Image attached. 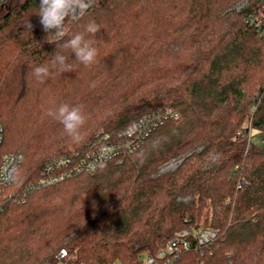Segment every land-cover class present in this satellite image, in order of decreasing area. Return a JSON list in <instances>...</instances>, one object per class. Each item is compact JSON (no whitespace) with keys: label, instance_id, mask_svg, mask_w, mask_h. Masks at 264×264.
<instances>
[{"label":"trees","instance_id":"16d2710c","mask_svg":"<svg viewBox=\"0 0 264 264\" xmlns=\"http://www.w3.org/2000/svg\"><path fill=\"white\" fill-rule=\"evenodd\" d=\"M260 0H94L66 20L69 39L89 21L101 30L90 66L32 75L57 50L39 0L0 8V123L5 151H20L12 189L36 183L61 155H85L148 115L168 116L123 161L101 162L0 212V264L55 263L65 249L85 264H141L183 230L215 228L205 247L174 264H264V13ZM258 16L262 29L250 25ZM32 24L29 31L27 22ZM70 59L75 61V55ZM80 105L73 142L50 113ZM249 121L261 134L249 139ZM182 159L174 170L165 164ZM245 178L247 184L238 187Z\"/></svg>","mask_w":264,"mask_h":264},{"label":"built area","instance_id":"2783aa9c","mask_svg":"<svg viewBox=\"0 0 264 264\" xmlns=\"http://www.w3.org/2000/svg\"><path fill=\"white\" fill-rule=\"evenodd\" d=\"M8 0H0V8L5 7ZM250 25H254L259 30L262 29V20L258 16L247 19ZM178 116L168 110L163 114L148 115L138 121L133 127L121 133L116 139H112L109 134H104L100 144L85 155L73 153L71 155H61L48 161L36 183L26 187L24 192L12 189L16 181V170L23 161V154L20 151H5V129L0 123V212L7 203L25 201L29 191L41 188L64 180L72 175L82 172H92L97 165L104 161H123L125 154L135 151L148 136V134L168 116ZM247 184V180L242 178L238 187ZM219 236V231L215 228H201L193 231L183 230L177 232L166 245L156 254L146 253L141 264H174L181 253L190 250L192 247H205L212 243ZM45 264H85L76 258L74 254L62 249L57 254L55 263Z\"/></svg>","mask_w":264,"mask_h":264},{"label":"clouds","instance_id":"9594fccd","mask_svg":"<svg viewBox=\"0 0 264 264\" xmlns=\"http://www.w3.org/2000/svg\"><path fill=\"white\" fill-rule=\"evenodd\" d=\"M94 0H39L37 16L43 30L49 35L48 43H56L57 50L52 55L49 64L39 65L33 69L32 75L40 83L54 74L72 72L75 64L90 66L96 61L98 50L94 47L95 39H87L85 33L92 37L101 30L94 20L89 21L83 32H76L69 39L66 28V20L78 21L87 15L93 6ZM247 6V0H237L236 8L242 9ZM27 29L31 31L32 24L27 22ZM75 55V61L70 59ZM62 125L63 130L73 142L81 139V128L86 122V116L80 105H61L55 113H50Z\"/></svg>","mask_w":264,"mask_h":264},{"label":"rangeland","instance_id":"374dc122","mask_svg":"<svg viewBox=\"0 0 264 264\" xmlns=\"http://www.w3.org/2000/svg\"><path fill=\"white\" fill-rule=\"evenodd\" d=\"M259 10L260 12L264 13V0H260L259 1ZM249 128L251 129L248 136L249 139L252 141H260L261 139V134H259L258 130H256L255 128L252 127V123L249 121ZM182 159H173L170 162H168L167 164L164 165L163 167V171H168V170H174L178 167V165L180 164Z\"/></svg>","mask_w":264,"mask_h":264}]
</instances>
